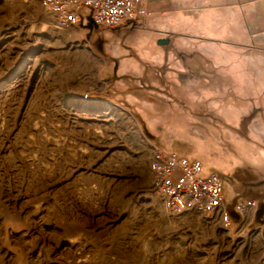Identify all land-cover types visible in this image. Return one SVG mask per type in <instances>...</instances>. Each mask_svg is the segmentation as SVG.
<instances>
[{
  "label": "rangeland",
  "instance_id": "obj_1",
  "mask_svg": "<svg viewBox=\"0 0 264 264\" xmlns=\"http://www.w3.org/2000/svg\"><path fill=\"white\" fill-rule=\"evenodd\" d=\"M128 34L0 0V264H264L255 220L167 213L150 167L194 156L264 206V55L219 71L173 39L148 68Z\"/></svg>",
  "mask_w": 264,
  "mask_h": 264
},
{
  "label": "crops",
  "instance_id": "obj_2",
  "mask_svg": "<svg viewBox=\"0 0 264 264\" xmlns=\"http://www.w3.org/2000/svg\"><path fill=\"white\" fill-rule=\"evenodd\" d=\"M142 8L147 15L139 18L138 30L133 31L127 26L115 30L127 29L130 37L125 47L127 50H137L142 59L148 62V68H158L156 66L164 63L163 50L166 46L158 44L161 39H170V43L176 39L177 43L190 48L196 44L205 45L201 47L205 58L211 60V65L219 71L225 69L224 59H229L224 55H231L229 64L233 70L238 69L241 56L252 58V54L264 55V0H144ZM99 29L106 31L103 27ZM110 36L108 33L107 37ZM114 44L118 54H122L120 47L124 43L118 40ZM103 45V40L96 39L99 51H102ZM186 50L191 51L189 48ZM134 66L127 63L122 72L129 73L135 69ZM183 157L191 161L200 160L189 155ZM203 165L205 170L208 168L221 175L209 163L204 162ZM224 194L225 207L231 220L230 229L247 226L255 220L264 235L263 204L256 202L244 190H230L228 193L225 185ZM250 201H255L257 207L241 212L239 206Z\"/></svg>",
  "mask_w": 264,
  "mask_h": 264
},
{
  "label": "built area",
  "instance_id": "obj_3",
  "mask_svg": "<svg viewBox=\"0 0 264 264\" xmlns=\"http://www.w3.org/2000/svg\"><path fill=\"white\" fill-rule=\"evenodd\" d=\"M143 1L41 0V6L61 27L87 24V17L92 15L99 27L112 30L137 24L140 17L147 15ZM83 10L88 14L81 13ZM150 167L154 188L167 213L181 215L196 211L208 217L219 215L222 225L230 229L221 175L207 172L200 161L159 149L154 151ZM256 207L257 203L250 201L241 204L239 210L246 212Z\"/></svg>",
  "mask_w": 264,
  "mask_h": 264
},
{
  "label": "water",
  "instance_id": "obj_4",
  "mask_svg": "<svg viewBox=\"0 0 264 264\" xmlns=\"http://www.w3.org/2000/svg\"><path fill=\"white\" fill-rule=\"evenodd\" d=\"M81 28L88 31L87 39L89 40L91 39L93 32L99 30V25L95 22L92 15H89L87 17V24L81 23ZM169 43L170 39H161L158 42L160 46H167Z\"/></svg>",
  "mask_w": 264,
  "mask_h": 264
},
{
  "label": "flooded vegetation",
  "instance_id": "obj_5",
  "mask_svg": "<svg viewBox=\"0 0 264 264\" xmlns=\"http://www.w3.org/2000/svg\"><path fill=\"white\" fill-rule=\"evenodd\" d=\"M100 28V27H99Z\"/></svg>",
  "mask_w": 264,
  "mask_h": 264
}]
</instances>
